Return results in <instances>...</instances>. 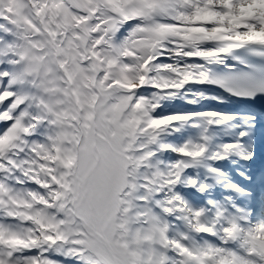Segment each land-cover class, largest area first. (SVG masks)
I'll use <instances>...</instances> for the list:
<instances>
[{"label":"snow or ice","instance_id":"obj_1","mask_svg":"<svg viewBox=\"0 0 264 264\" xmlns=\"http://www.w3.org/2000/svg\"><path fill=\"white\" fill-rule=\"evenodd\" d=\"M240 49L264 57V0H0V264H264V219L174 191L205 145L160 142L230 118L157 114L193 86L252 95L208 67Z\"/></svg>","mask_w":264,"mask_h":264},{"label":"bare ground","instance_id":"obj_2","mask_svg":"<svg viewBox=\"0 0 264 264\" xmlns=\"http://www.w3.org/2000/svg\"><path fill=\"white\" fill-rule=\"evenodd\" d=\"M207 47H211L213 45H206ZM232 54H230L229 56L227 57H223V60L224 61H227V62H230V63H233L234 60L233 58L231 57ZM201 63H203L202 61H200ZM213 66H219V64H211V65H208L209 68H213ZM213 88V85H197V86H193V91H200V92H203L205 94V96H212L214 95L213 93H211L210 89ZM197 102L195 104H192L188 111H198L199 109H201V104H200V100H202V98H197ZM222 100V99H221ZM208 102H204V105H206ZM221 105L223 106H226V103H221ZM174 106H178L179 107V110L181 109L182 107V104L180 102H178L177 104H174ZM231 106V105H229ZM233 106V104H232ZM207 108H209V104L207 106H205ZM170 110V111H169ZM169 113L173 112L172 109H169ZM162 111V110H161ZM160 111V112H161ZM167 111V112H168ZM161 114H164V112H161ZM231 144L234 145H238L240 148H242V146L239 144V141L238 140H234V141H231ZM218 145H221L224 146L223 143H219ZM228 145V144H227ZM245 148L248 147V144H245L244 145ZM154 148V151L156 152V155L155 156H159L160 157V165L163 167V169L166 167V156L169 155L168 152H163V151H156L157 147L154 145L153 146ZM218 148V147H217ZM153 150V149H152ZM222 150V149H220ZM213 151H216V149H213L211 147V145L208 146V148L206 149V152H205V155L202 157V168L203 170L205 171L203 173V177L207 174H211L213 175L212 177L213 178H217L219 179L220 181L225 178V175H224V168H223V164H217L216 163V157L221 155L219 152L217 153H212ZM159 152H162V153H159ZM215 155V159L213 160L212 159V156ZM241 156H245L243 154H241ZM151 164L155 167L157 165H159L157 162H154V157L151 159ZM148 170H152V169H148ZM229 178V177H228ZM235 186V187H233ZM228 191L227 189L224 190V194H226L227 196H233V198H237V195H238V191H237V188H238V185L233 183L232 181H229V187H228ZM163 197V196H162ZM162 197H157V199L159 198H162ZM190 197H191V200L196 203V201L194 200L195 197L192 196V189L190 190ZM244 197L247 198V193L244 191ZM198 198V197H197ZM205 209V208H203ZM238 209V208H237ZM241 211L243 212V209L241 208Z\"/></svg>","mask_w":264,"mask_h":264},{"label":"rangeland","instance_id":"obj_3","mask_svg":"<svg viewBox=\"0 0 264 264\" xmlns=\"http://www.w3.org/2000/svg\"><path fill=\"white\" fill-rule=\"evenodd\" d=\"M168 132H171V130H168ZM168 132H166V133H162L161 134V137H160V142H164V143H168V142H166V138H167V133ZM194 142H197V143H202V141H203V139L202 138H200V137H198V138H194V139H192ZM182 143H184V141H181V142H179L178 144H175V145H179V144H182ZM172 163H174L173 161H169V163H168V165H167V168H168V166L170 165V164H172ZM192 165H196V162H194V163H192ZM155 168H158V167H155ZM184 174V173H183ZM183 174H182V176H183ZM190 178H191V176H190ZM191 206V205H190ZM192 207H194V206H192ZM194 208H200L199 206H195Z\"/></svg>","mask_w":264,"mask_h":264}]
</instances>
